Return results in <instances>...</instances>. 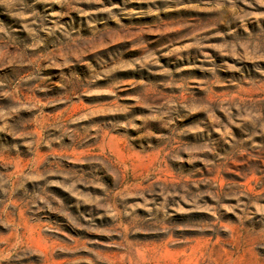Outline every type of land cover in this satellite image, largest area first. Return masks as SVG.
<instances>
[{
	"label": "rangeland",
	"instance_id": "rangeland-1",
	"mask_svg": "<svg viewBox=\"0 0 264 264\" xmlns=\"http://www.w3.org/2000/svg\"><path fill=\"white\" fill-rule=\"evenodd\" d=\"M0 264H264V0H0Z\"/></svg>",
	"mask_w": 264,
	"mask_h": 264
}]
</instances>
